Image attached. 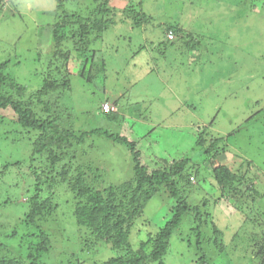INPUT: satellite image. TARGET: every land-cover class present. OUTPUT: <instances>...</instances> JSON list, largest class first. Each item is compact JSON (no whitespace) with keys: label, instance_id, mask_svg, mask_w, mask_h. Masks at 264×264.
Listing matches in <instances>:
<instances>
[{"label":"rangeland","instance_id":"obj_1","mask_svg":"<svg viewBox=\"0 0 264 264\" xmlns=\"http://www.w3.org/2000/svg\"><path fill=\"white\" fill-rule=\"evenodd\" d=\"M22 2L23 6L19 2L14 4L19 7L16 8L14 17L7 12L0 14V42L3 47L0 65L9 60L8 69L11 72L15 68V78L16 74L19 79L22 75H28L29 82L25 85L27 90L22 99L35 105L33 111L38 118L62 115V123L68 130L73 129L77 133L103 130L125 136L129 141L137 143V151L142 155L141 163L148 166L150 171L158 166L160 159L170 161L191 157L195 164L203 166L204 157H200L196 151L199 132L194 126L208 127L214 134L227 139L228 151L220 155L221 164L235 169L242 165L243 168H251L248 174L256 189L263 195V200L255 199L256 205L264 208V8L259 12L254 11L257 6H253L251 11L246 10L247 24L244 23V18L240 22L236 16L231 17L227 10L220 7L219 1L137 0V3H142L143 14L151 18L147 19L150 22L139 28L132 17L124 18L125 14L117 12L114 25L110 26L104 36L106 45L113 46L106 57L110 65L107 68L108 80L98 79L99 81L88 84L77 76L80 64L74 62V55L68 64L51 58L50 55L42 56L46 54L52 41L51 31L48 32L46 27L55 21L52 10L56 0ZM64 4L69 7L66 2ZM116 4L118 8L125 5L124 1ZM193 4L197 10L200 5L205 6L202 13H192ZM12 11L15 12L14 9L8 12ZM167 23L189 24L187 31L197 35L195 39L201 46L190 53L189 59L179 56L184 50L183 42L190 39L185 35L183 39L170 45L179 51L178 54L170 55L166 51L165 55L164 44L161 45V42L164 40ZM99 51L100 47L97 48V52ZM135 52H139L140 56L133 59ZM113 55H118L117 61ZM98 59L100 58L97 57ZM18 60L22 62V66L18 67ZM125 61L131 67L137 61L139 68L135 71L131 68L130 72L133 74L130 76H116V67L122 64L126 66ZM148 63L155 65L149 68ZM35 70L44 72L40 81L29 77ZM148 70L155 72L146 75ZM69 73L71 77L68 76ZM49 81L58 84V90H61L63 83L68 82L71 93L66 90L54 91L53 88L46 96L39 98L38 91ZM121 93L125 95V99H122L119 107L127 118L124 124H114L109 118H104L101 109H105L108 100L113 103L114 99L118 101L117 96ZM128 101L131 103L130 107L124 105ZM46 103L51 109L50 113L44 111ZM190 107L194 109L191 110ZM117 109L116 106L114 111ZM7 114L13 117L11 119H16L12 113ZM24 140L28 141L27 138ZM87 140L86 150L84 145L77 142L75 147L85 153L80 155L84 157L79 168L83 169L82 173H86L89 161L94 163V168L100 169H96L97 177L100 178L98 181L92 180L93 186L105 189L112 185H123L132 179L134 164L125 146L114 145L104 136L93 135L87 137ZM0 151V174L4 165L12 164L9 162L15 158L29 160L24 165L26 171L21 169V173L17 175V170L12 169V174L17 175L15 177H11L10 171H7L0 184L1 201L9 199L14 203H26L28 196L22 191L25 176L32 174L31 167H39L45 158H37L34 146L30 148L23 143L19 148L0 147ZM90 153L93 160H88ZM74 169L75 167L70 174H74ZM56 170L63 172L65 169L60 165ZM192 183L197 189L185 187L180 193L190 205L201 206L210 197L203 193L219 192V188L211 186L209 181H201L202 187L197 180H192ZM13 187L20 189L13 194ZM53 194L54 203H58L59 208L52 216L56 220L50 219L52 222L48 224V227L53 228L50 232L52 254L45 259L46 263L58 264L63 259L64 263L102 264L116 257L103 241H95L89 245H82L78 241L81 232L76 228L70 207L75 200L69 185L55 187ZM176 202L170 198L169 192L163 190L162 194L146 205L145 217L132 228L131 243L135 249L150 235L154 236L164 228L171 219L170 213ZM232 203L234 201L221 202L219 208L214 206L212 224L209 221V226L205 229L207 238L211 235L213 237V223L223 233L219 239L221 247L206 245L205 253L211 264H252V261L247 262L235 253L237 245L241 246V228L238 230V227L242 223L237 217H233L235 209ZM252 207L248 203V211L254 214ZM18 219L12 206L0 208L2 230H14ZM193 221L194 216L186 218L174 233L166 264H197L194 250L191 251L186 242L194 234Z\"/></svg>","mask_w":264,"mask_h":264},{"label":"trees","instance_id":"obj_2","mask_svg":"<svg viewBox=\"0 0 264 264\" xmlns=\"http://www.w3.org/2000/svg\"><path fill=\"white\" fill-rule=\"evenodd\" d=\"M120 1L125 3L123 8H118L116 4ZM214 1H219L220 7L227 10L231 17L236 16L238 21L241 22L244 18V23H247L246 10L251 11L253 6H257V10L254 9V11L259 12L261 8H264V0ZM17 2L23 6L22 0H0V14L7 12L14 17L16 8H19L18 5H14ZM56 2L52 10L55 21L46 27L48 32L51 31L52 41L51 43L48 42V50L42 56L50 55L51 58L65 61L68 64L71 62V56L74 55L73 60H76L74 62L80 64L77 76L88 84L98 79L101 81L108 80L107 68L110 65H108L106 57L113 46L112 44L106 45L104 36L110 26L114 25V17L117 12L125 14V17L122 15L124 18L132 17L139 28L148 24L151 19L143 14L142 3H137V0H56ZM64 2L69 4V7ZM253 3L262 4L253 5ZM204 7L200 5L197 10L194 5L192 13L200 14ZM11 8L15 12H8L12 10ZM6 9L7 11H5ZM143 15L145 16L143 17ZM20 18L23 20L22 15ZM236 24L239 23L236 22ZM188 25L185 23H167L165 25L167 26L165 31H173L176 41L183 39L184 35L186 38H190L188 42H183L185 43L184 50L181 51L183 53L179 54L186 59H189L190 53L197 51L200 45V42L195 39L197 35L187 31ZM258 31L260 30L258 29ZM175 42H169L164 35L161 45L164 44L165 55L166 51H169L170 55L178 54L179 51L177 52L176 49L170 47ZM98 47H100L99 52H97ZM1 50L3 47L0 42V55ZM118 55H113L116 61ZM133 55V59L137 58V55L140 56L139 52H135ZM97 57L100 59L97 60ZM9 63L8 60L0 65V147L10 148L14 146L19 148L23 143L31 148L33 145L34 155L38 156L37 158H45V161L37 168L31 167L32 174L29 173L30 175L25 176L22 191L28 196L26 203H14L9 199L4 201L0 199V208L12 206L19 217V222L10 232L2 230L0 223V264H47L45 259L52 254V239L50 238L52 235L50 232L53 231V228L48 227V224H51L52 220H56L54 217L52 219V216L59 208V204L54 203L53 190L55 187L65 184L69 185L74 195L75 201L71 202L73 205L70 207L75 217L76 228L81 232L78 241L82 245L103 241L116 255V257L102 262V264H166L167 257L171 252V241L174 233L185 222V219L191 216H194V234L188 237L186 242L190 250H194L197 264H211L208 255L205 253L206 245H213L214 248L221 247L219 239L223 233L213 223V237L210 234L211 236L207 238L205 229L209 226V221L212 224L214 206L219 208L221 202L233 201L232 206L235 209L233 217H237L238 221L242 223L238 227V230L241 228L239 230L241 246L237 245L235 253L247 262L252 261V264H264V208L256 205L257 201L255 200L256 198L263 200V195L256 189L254 181L248 174L250 167L247 169V167H242L244 165H237L238 167L236 166L237 169H235L233 166L220 163V155L228 151L227 139L214 134L208 127L200 128L199 126L197 128L195 125V129H198L199 132L196 140V151L200 157H204V165L195 164L191 157L170 161L160 159L157 162L158 166L150 171L148 166L141 163L142 155L140 151H137V143L129 141L125 136L121 137L119 134H112L103 130H96L92 133L87 131L77 133L73 129L68 130L67 127H64L62 115L38 118L33 111L35 105L22 99L27 90L25 85L29 82L28 75H22L19 79L16 74L15 78L16 70L13 68V71L9 72ZM124 63L126 66L124 64L117 67L112 66L117 68L116 76H130L133 74L130 72L131 68L133 71L139 68L137 61L133 62L132 67L129 62L125 61ZM151 64L155 65L154 63ZM19 66H22V62L18 60ZM34 72L29 77H34L33 80L40 81L44 72L41 70ZM154 72L155 70H152L146 75ZM68 76L71 77L70 73ZM49 82H46L38 91L39 98L46 96L50 89L54 88V91L59 89L57 88L58 84ZM70 86L68 82H65L62 84L61 90L58 91L64 92L66 90L67 93H71ZM109 102L113 107L116 108L117 106L118 109L108 113L101 110L104 118H109L114 124L115 122L124 124L127 116L120 109V103ZM130 104L129 101L124 103L127 107H130ZM190 108L191 110L194 109V107ZM44 111L51 112L47 103ZM8 112L12 113L16 119H11L13 117L9 116ZM199 122L202 123V121ZM93 135L104 136L114 145H122L129 150L134 164L133 177L130 181L123 183V185H112L105 189H103L104 187L93 186L92 180H97L100 177H97L96 169L98 167L95 166L96 168H94L92 161H89L86 173H82L83 169L79 168L83 164L80 162L84 157L80 155L85 153H81L75 147V143L84 145L86 150L87 137ZM25 138L30 143L25 141ZM90 154L88 160H93V155ZM26 160L15 158L9 162L12 164L4 165L5 168L0 174V184L7 171L12 174V169H16L17 175L21 173V169L26 171L24 165L29 161ZM60 165L64 166L63 172L56 170L57 166ZM250 165L251 163L248 164V166ZM74 167V174H70ZM11 174V177L17 176ZM192 180H197L201 187V181H209L211 186L219 188V192L203 193L209 194L210 197L205 199L201 206L190 205L185 198L180 196V193L185 187L197 189ZM13 189L14 194L15 190L20 188L13 187ZM163 190L169 192L170 198L177 201L171 210V219L164 228H161L154 236L150 235L135 249L131 243L132 228L134 224L145 217L146 205L157 195L162 194ZM248 203L253 205L254 214L248 211ZM60 227L64 228L62 225ZM63 261L62 259L58 264H72L70 261L67 263Z\"/></svg>","mask_w":264,"mask_h":264},{"label":"clouds","instance_id":"obj_3","mask_svg":"<svg viewBox=\"0 0 264 264\" xmlns=\"http://www.w3.org/2000/svg\"><path fill=\"white\" fill-rule=\"evenodd\" d=\"M169 32H173V31H171V30H169V31H165V28H164V35H165V38L170 42L171 40H169L168 39V33ZM174 34V33H173ZM176 41V38H175V35H174V39L171 41V42H175ZM106 105H109V106H111L112 108H113V110H110V111H108V110H106V109H101V110H103V111H105V112H111V111H114V108H115V106L113 107V105L112 104H110V102L108 101V103H106ZM105 105V106H106Z\"/></svg>","mask_w":264,"mask_h":264},{"label":"crops","instance_id":"obj_4","mask_svg":"<svg viewBox=\"0 0 264 264\" xmlns=\"http://www.w3.org/2000/svg\"><path fill=\"white\" fill-rule=\"evenodd\" d=\"M147 65H148L149 68H150V66L153 65V64L148 63ZM149 72H150V70H148V73H149ZM127 93H129V89H127ZM124 96H125V95L121 93L120 95L117 96L118 101L115 100L114 98H113V99H114L115 103H116V102H117V103H121L120 101L124 98ZM108 101H109V100H108ZM111 102H112V101H111Z\"/></svg>","mask_w":264,"mask_h":264},{"label":"built area","instance_id":"obj_5","mask_svg":"<svg viewBox=\"0 0 264 264\" xmlns=\"http://www.w3.org/2000/svg\"><path fill=\"white\" fill-rule=\"evenodd\" d=\"M168 39L171 40V41L174 39V34H173V32H169V33H168ZM105 109L108 110V111L113 110V108H112L111 106H109V105H106V106H105Z\"/></svg>","mask_w":264,"mask_h":264}]
</instances>
